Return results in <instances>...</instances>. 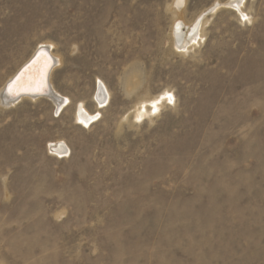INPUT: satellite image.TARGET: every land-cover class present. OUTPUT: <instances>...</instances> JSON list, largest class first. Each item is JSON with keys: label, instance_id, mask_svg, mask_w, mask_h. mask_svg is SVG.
Masks as SVG:
<instances>
[{"label": "rangeland", "instance_id": "1", "mask_svg": "<svg viewBox=\"0 0 264 264\" xmlns=\"http://www.w3.org/2000/svg\"><path fill=\"white\" fill-rule=\"evenodd\" d=\"M217 1L187 0L182 17ZM172 2L0 0V89L54 43L73 101L0 106V264H264V0H245L250 23L209 13L186 52ZM166 91L173 103L136 118Z\"/></svg>", "mask_w": 264, "mask_h": 264}, {"label": "bare ground", "instance_id": "2", "mask_svg": "<svg viewBox=\"0 0 264 264\" xmlns=\"http://www.w3.org/2000/svg\"><path fill=\"white\" fill-rule=\"evenodd\" d=\"M186 2L187 0H173L172 6H171V12L174 15L173 20V47L177 48L180 52H186L190 49H193L196 47L197 44H199L200 40L204 37V28L205 24L207 22L208 14L215 12L217 9L221 7H227L228 9H234V11H237L236 8L233 6L234 4H238L239 0H228L226 2L217 1L210 7L204 9L200 15H198L193 22L187 23L185 21V17L183 18L182 15L186 9ZM244 5L245 0H243V3H239L240 10L237 11L240 14H244ZM210 15V14H209ZM179 25V27H177ZM55 44H41L38 49L34 51V53L30 56V58L24 62L16 71L14 75H12L6 83L2 86L0 89V106L2 107H10L13 106L19 99H26L29 98L30 100H39L40 98H47L50 101L54 102L59 108L64 107L68 101L70 103L66 105L64 108H66L69 105H73V101L71 99L64 95L54 84V73H56L58 70H62L63 65V58L61 54H58L57 51H55ZM54 47V48H52ZM2 52V51H1ZM39 52V53H38ZM39 54L37 58H35L32 62L31 60L35 57L36 54ZM1 55V54H0ZM48 56V57H47ZM53 57L55 60V65L51 70L50 74V85H49V92L45 90V71L49 66V58ZM1 59V58H0ZM19 77L20 81L19 84L14 87V89L10 92L8 90V85L12 83V81L16 80V78ZM142 82V76L138 72V70L133 69L126 78V85L130 87L131 89H135L137 87H140ZM99 91H98V99L100 100V105L103 106L106 101V89L105 85L99 81ZM129 89V88H128ZM23 94H20L21 92H24ZM28 91V92H26ZM36 92L41 91V94H32L30 92ZM132 92V90L130 91ZM166 93H169V91L164 92L160 94L159 96L151 97V99H145L143 97V100H141L136 105V118L140 116H151L152 108L151 104L154 100L159 99V97L165 95ZM110 94V92H109ZM142 99V98H141ZM167 100L161 101L158 105V108L161 111V107L165 104ZM148 105H150L148 107ZM75 106V105H74ZM164 107V106H163ZM63 108V109H64ZM90 110H88L87 106L84 105V103L77 104L75 106L74 115L76 118V123L78 125H88L90 121H93V117L96 118L95 115H93ZM99 115V114H97ZM141 120V119H140ZM55 150H58L61 154H66L68 149L65 142L62 140H58L54 143Z\"/></svg>", "mask_w": 264, "mask_h": 264}, {"label": "snow or ice", "instance_id": "3", "mask_svg": "<svg viewBox=\"0 0 264 264\" xmlns=\"http://www.w3.org/2000/svg\"><path fill=\"white\" fill-rule=\"evenodd\" d=\"M239 3H243V0H239ZM239 3L233 5L237 11L240 10ZM241 19L245 22L250 23L248 16L243 13H241ZM177 27H179V25H177ZM19 81H20V78L17 77L16 80L12 81V83L8 85V90L11 92L14 89V87L19 84ZM164 100H167L168 103H173L174 97L172 96L171 93H166L165 95L159 97V99L154 100L151 104L153 114H156L157 112H159L160 109L158 108V105L160 104L161 101H164ZM93 119H95V117H93ZM138 119H142V116L138 117Z\"/></svg>", "mask_w": 264, "mask_h": 264}, {"label": "water", "instance_id": "4", "mask_svg": "<svg viewBox=\"0 0 264 264\" xmlns=\"http://www.w3.org/2000/svg\"><path fill=\"white\" fill-rule=\"evenodd\" d=\"M39 53V52H38ZM38 53L35 55V57L31 60V62L36 58V56L38 55ZM48 57V56H47ZM49 61H50V63H49V66H48V68L46 69V71H45V77H44V79H45V90L47 91V92H49L50 90H49V74H50V70H51V66H52V60H51V58H49ZM26 92H28V91H26ZM23 93H25V91L24 92H21L20 94H23ZM30 93H32V94H41V91H36V92H30Z\"/></svg>", "mask_w": 264, "mask_h": 264}, {"label": "built area", "instance_id": "5", "mask_svg": "<svg viewBox=\"0 0 264 264\" xmlns=\"http://www.w3.org/2000/svg\"><path fill=\"white\" fill-rule=\"evenodd\" d=\"M49 150L52 151V152H55V145H54V143H51L49 145Z\"/></svg>", "mask_w": 264, "mask_h": 264}]
</instances>
